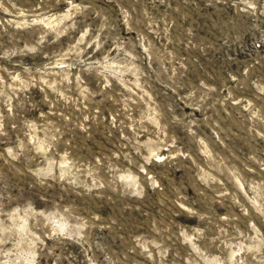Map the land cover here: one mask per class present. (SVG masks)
Returning <instances> with one entry per match:
<instances>
[{"label": "rangeland", "instance_id": "obj_1", "mask_svg": "<svg viewBox=\"0 0 264 264\" xmlns=\"http://www.w3.org/2000/svg\"><path fill=\"white\" fill-rule=\"evenodd\" d=\"M0 264H264V0H0Z\"/></svg>", "mask_w": 264, "mask_h": 264}, {"label": "bare ground", "instance_id": "obj_2", "mask_svg": "<svg viewBox=\"0 0 264 264\" xmlns=\"http://www.w3.org/2000/svg\"><path fill=\"white\" fill-rule=\"evenodd\" d=\"M157 156L161 157L160 155H157Z\"/></svg>", "mask_w": 264, "mask_h": 264}]
</instances>
